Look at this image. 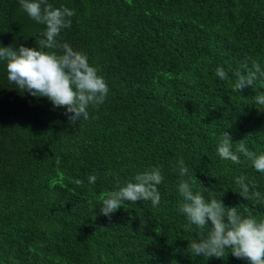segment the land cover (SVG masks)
I'll use <instances>...</instances> for the list:
<instances>
[{
	"label": "trees",
	"instance_id": "trees-1",
	"mask_svg": "<svg viewBox=\"0 0 264 264\" xmlns=\"http://www.w3.org/2000/svg\"><path fill=\"white\" fill-rule=\"evenodd\" d=\"M49 2L75 11L57 40L85 53L110 91L72 126L66 109L15 88L0 60V264H249L230 250L222 259L188 251L208 230L185 229L178 183L264 219V173L217 152L227 131L233 151L243 141L264 154V106L253 99L264 83L238 92L234 75L246 59L264 67V0ZM45 27L19 0H0V46L38 49ZM151 168L164 177L158 206L126 202L101 214L104 194ZM240 176L259 198L241 196Z\"/></svg>",
	"mask_w": 264,
	"mask_h": 264
},
{
	"label": "clouds",
	"instance_id": "clouds-1",
	"mask_svg": "<svg viewBox=\"0 0 264 264\" xmlns=\"http://www.w3.org/2000/svg\"><path fill=\"white\" fill-rule=\"evenodd\" d=\"M19 4L31 19L46 27L37 36L38 49L23 45L18 50L12 46H0V60L7 62L8 81L21 93L47 98L55 108L66 109L64 114L72 126L78 121L87 120L89 107L102 105L110 89L104 77L99 75V69L89 64L85 53L57 40L63 29L71 28V17L75 11L66 6L55 8L49 0H19ZM54 49H61L62 54ZM241 69L244 71L237 70L234 73L237 78L235 89L238 92L247 87L252 88L257 80L264 83V67L259 62L252 61L249 69L246 59ZM216 75L221 80L228 79L223 67H217ZM253 99L255 105L264 106V93L256 94ZM236 144L239 146L233 151L232 137L225 131L217 148L221 159L240 164L242 154L252 161L256 171L264 173V154L257 155L250 151L243 141ZM178 166L181 177L188 175L189 169L183 159L178 161ZM97 179L96 174H91L88 183L95 184ZM163 179L159 168H151L137 174L134 182L127 181L122 185L117 183V190L102 196L101 214L110 218L126 202L135 205L139 201H150L153 207L158 206L161 196L157 186ZM246 180L245 176L235 179L241 189V196L246 200L259 198L260 193L254 191L256 184ZM77 183L83 181L78 180ZM203 190L213 192L205 187ZM178 192L187 201L180 208L187 219L185 229L191 230L195 226L200 230H208L206 236L201 235L198 241L189 243L188 251L191 254L207 259H222L225 251L230 250V255L246 260L249 264H264V219L244 217L239 214V208L225 207L222 199L205 200L200 191L193 192V186L188 180L179 181Z\"/></svg>",
	"mask_w": 264,
	"mask_h": 264
}]
</instances>
